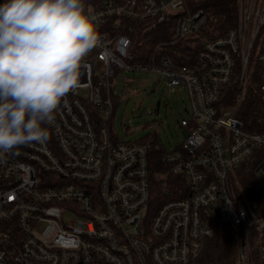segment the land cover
<instances>
[{
  "label": "built area",
  "instance_id": "built-area-1",
  "mask_svg": "<svg viewBox=\"0 0 264 264\" xmlns=\"http://www.w3.org/2000/svg\"><path fill=\"white\" fill-rule=\"evenodd\" d=\"M85 6L102 42L86 58L80 87L46 125L45 143L0 156V264H192L215 223L242 232L234 264H254L256 244L264 264V211L235 193L237 171L246 165L264 177V131L246 130L240 118L264 0H239L237 27L207 39L193 67L168 56L133 64L130 51L141 24L170 22L178 40L197 34L208 16L192 11L188 0H85ZM257 62L264 104V40ZM125 71L156 73L188 92L191 109L178 121L188 135L163 156L170 169L162 202L154 200L146 147L110 130L118 95L112 80Z\"/></svg>",
  "mask_w": 264,
  "mask_h": 264
},
{
  "label": "clouds",
  "instance_id": "clouds-1",
  "mask_svg": "<svg viewBox=\"0 0 264 264\" xmlns=\"http://www.w3.org/2000/svg\"><path fill=\"white\" fill-rule=\"evenodd\" d=\"M85 0L0 4V156L45 143L102 37Z\"/></svg>",
  "mask_w": 264,
  "mask_h": 264
},
{
  "label": "trees",
  "instance_id": "trees-1",
  "mask_svg": "<svg viewBox=\"0 0 264 264\" xmlns=\"http://www.w3.org/2000/svg\"><path fill=\"white\" fill-rule=\"evenodd\" d=\"M188 4L192 11L202 9L206 12L207 24L197 34L183 40L174 37L170 22L149 29H147L148 25H138L137 30L132 35V47L130 49L134 57L133 64L149 65L153 61L159 64L162 57L168 56L180 66L193 67L196 64V57L203 49L207 39L222 37L237 27L239 0H188ZM172 41H174L173 44L161 46L164 42ZM253 54L254 52L251 54L248 67V87L240 110V118L244 122L246 130L262 132L264 131V104L260 100L258 92L262 83L263 71L258 63L252 64ZM239 73L240 69L237 68L235 80L227 87L226 95H228L229 103H232L236 98V81ZM119 99V96L114 97L113 118ZM135 143L141 144L147 149L154 200L162 202L161 184L163 176L170 169V165L163 160L167 150L161 145L157 136L151 134ZM176 180L178 179L171 177L170 183ZM237 181L238 188H235V193L249 204H257L258 210L261 212L264 211V177H255L251 166L246 165L237 171ZM214 225L213 236L207 240L203 253L192 264H234L242 239L241 230L221 223ZM254 249V264H259L257 244Z\"/></svg>",
  "mask_w": 264,
  "mask_h": 264
},
{
  "label": "rangeland",
  "instance_id": "rangeland-1",
  "mask_svg": "<svg viewBox=\"0 0 264 264\" xmlns=\"http://www.w3.org/2000/svg\"><path fill=\"white\" fill-rule=\"evenodd\" d=\"M263 40L264 29L253 54V65L258 63ZM112 81L120 97L111 120L116 138L136 142L151 134L168 151L183 141L178 121L187 118L191 109L186 89H172L161 75L147 71L118 73Z\"/></svg>",
  "mask_w": 264,
  "mask_h": 264
},
{
  "label": "water",
  "instance_id": "water-1",
  "mask_svg": "<svg viewBox=\"0 0 264 264\" xmlns=\"http://www.w3.org/2000/svg\"><path fill=\"white\" fill-rule=\"evenodd\" d=\"M183 135H184V136H187V135H188V133H187L186 130L183 131Z\"/></svg>",
  "mask_w": 264,
  "mask_h": 264
}]
</instances>
